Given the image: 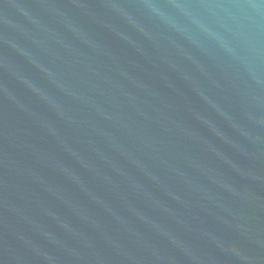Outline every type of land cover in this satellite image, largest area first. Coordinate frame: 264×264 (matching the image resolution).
<instances>
[{
  "label": "water",
  "instance_id": "95a60500",
  "mask_svg": "<svg viewBox=\"0 0 264 264\" xmlns=\"http://www.w3.org/2000/svg\"><path fill=\"white\" fill-rule=\"evenodd\" d=\"M0 264H264V0H0Z\"/></svg>",
  "mask_w": 264,
  "mask_h": 264
}]
</instances>
